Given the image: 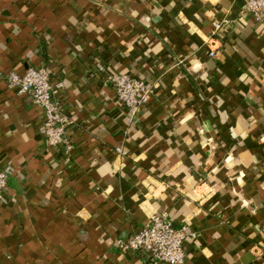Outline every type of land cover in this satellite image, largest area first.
<instances>
[{
	"label": "crops",
	"instance_id": "obj_1",
	"mask_svg": "<svg viewBox=\"0 0 264 264\" xmlns=\"http://www.w3.org/2000/svg\"><path fill=\"white\" fill-rule=\"evenodd\" d=\"M39 66L62 83L70 150L8 82ZM109 73L153 87L138 117ZM0 169V264H148L118 244L153 213L197 234L186 264H264V16L245 0H0Z\"/></svg>",
	"mask_w": 264,
	"mask_h": 264
},
{
	"label": "built area",
	"instance_id": "obj_2",
	"mask_svg": "<svg viewBox=\"0 0 264 264\" xmlns=\"http://www.w3.org/2000/svg\"><path fill=\"white\" fill-rule=\"evenodd\" d=\"M247 9L258 19L264 16V0H245ZM223 22L228 23L229 20ZM223 22H215L214 29L219 30ZM214 31V33H215ZM209 55H215L211 48ZM107 80L114 87L118 100L124 104L131 118L138 117L149 101L154 89L144 80L128 73H109ZM8 82L21 95L29 96L33 103L44 112V132L47 142L53 147L65 146L71 149L67 138V127L71 120L64 113L56 95L62 83H55L52 72L46 66L29 67L23 75L11 72ZM122 152L121 149H118ZM8 174L0 169V199H6ZM187 224L176 225L165 213H153L149 222L128 239L120 241L118 247L123 252H139L146 257L148 264H186V242L196 238Z\"/></svg>",
	"mask_w": 264,
	"mask_h": 264
}]
</instances>
